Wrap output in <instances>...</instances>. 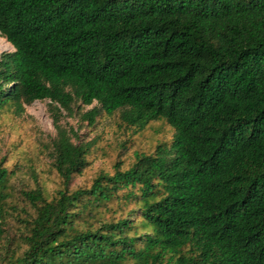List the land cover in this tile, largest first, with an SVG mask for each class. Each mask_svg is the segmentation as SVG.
Returning <instances> with one entry per match:
<instances>
[{
    "label": "trees",
    "instance_id": "16d2710c",
    "mask_svg": "<svg viewBox=\"0 0 264 264\" xmlns=\"http://www.w3.org/2000/svg\"><path fill=\"white\" fill-rule=\"evenodd\" d=\"M0 37V264H264V0H0ZM76 117L127 136L82 184Z\"/></svg>",
    "mask_w": 264,
    "mask_h": 264
},
{
    "label": "rangeland",
    "instance_id": "374dc122",
    "mask_svg": "<svg viewBox=\"0 0 264 264\" xmlns=\"http://www.w3.org/2000/svg\"><path fill=\"white\" fill-rule=\"evenodd\" d=\"M12 52L14 48L7 43V41L0 37V57L4 52ZM48 102H35L33 105L26 107L25 113L21 118H19V122L22 126V131L27 137V142L24 144L25 147L30 149L29 141L30 136L33 135L35 138L37 136H41L42 138H47L49 136H54L56 131L53 125V121L48 112ZM91 109V107H88ZM71 126H73L76 130L80 132L86 141L90 140H98L99 145L96 146L97 152L94 155V158L91 159L92 165L87 169L85 174L80 177L77 181L78 184L85 183L87 180L91 179L101 168L102 169H111L114 162L116 161L119 148L117 144H123L124 141L127 140V136L121 133H117L116 128V119H103L99 122L96 128L92 130L87 128L85 125L79 121V117L71 118L68 120ZM164 125H160L157 128H163ZM15 122L12 120L3 121V127L0 129V138L8 143L12 142H20L21 138L16 132ZM166 128V127H165ZM167 129V128H166ZM151 133H145V138H138L133 145L131 142H127V150L124 153L123 158L127 160V164L129 163V159L133 157L134 152L143 148L144 151L150 152L152 151L153 146L155 145L154 140L150 137ZM34 139V138H33ZM101 149V150H98ZM30 151V150H29ZM46 163L41 160V170H46ZM51 178H46L50 180ZM49 185L52 186V181H48Z\"/></svg>",
    "mask_w": 264,
    "mask_h": 264
}]
</instances>
